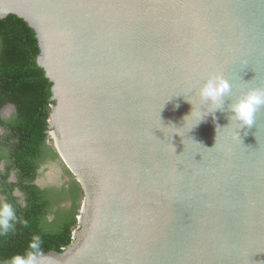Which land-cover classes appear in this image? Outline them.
Returning a JSON list of instances; mask_svg holds the SVG:
<instances>
[{
    "label": "water",
    "instance_id": "95a60500",
    "mask_svg": "<svg viewBox=\"0 0 264 264\" xmlns=\"http://www.w3.org/2000/svg\"><path fill=\"white\" fill-rule=\"evenodd\" d=\"M11 14L83 191L73 242L38 264H264V108L240 128L197 95L213 74L233 99L264 88V0H0Z\"/></svg>",
    "mask_w": 264,
    "mask_h": 264
},
{
    "label": "trees",
    "instance_id": "16d2710c",
    "mask_svg": "<svg viewBox=\"0 0 264 264\" xmlns=\"http://www.w3.org/2000/svg\"><path fill=\"white\" fill-rule=\"evenodd\" d=\"M40 53L36 32L24 19L13 14L0 18V126L13 135L9 156L25 180L35 178V160L43 148L51 152L46 143L48 120L55 102L51 100L53 84L38 63ZM10 104L15 106L16 112L5 120L1 113ZM53 155L57 157V153ZM21 189L28 193V206L16 210L10 196L7 199L16 221L13 230L0 235V264H8L13 256L30 251L36 254L63 252L73 242L78 202L83 194L81 186L73 181L69 191L62 190L61 195H68L73 207L69 213L58 214L50 223L46 221L49 212L41 201L40 189L34 185ZM36 237H39L38 248L32 249L30 245L36 242Z\"/></svg>",
    "mask_w": 264,
    "mask_h": 264
},
{
    "label": "flooded vegetation",
    "instance_id": "af4514ba",
    "mask_svg": "<svg viewBox=\"0 0 264 264\" xmlns=\"http://www.w3.org/2000/svg\"><path fill=\"white\" fill-rule=\"evenodd\" d=\"M15 112V106L11 104L7 105L2 110L1 117L5 120H9ZM13 139V135H10L7 130L0 126V204L2 210L3 205L7 204L9 196L16 210L27 207L28 193L21 188L22 186L34 185L42 192L41 201L47 205L49 214L47 215L46 221L48 223L53 222L58 214H63V212L69 213L73 207V203L69 200L68 195H61V193L64 188L69 191L71 183L73 181L77 182V180L68 168V170H62L61 166L62 164L65 165V163L60 159L57 149L51 144L52 139L48 136L46 143L47 147L51 148V152L44 151L47 148H43L42 154L35 160L37 169L33 180L30 178L25 180L20 169L15 166V162H12L14 160L9 156L10 146L14 143ZM55 153H57V157H54L53 154ZM81 200L82 194L78 202L79 209L81 206ZM63 202L71 203V206H60ZM79 209L76 217L77 223ZM76 228L74 229V232Z\"/></svg>",
    "mask_w": 264,
    "mask_h": 264
},
{
    "label": "clouds",
    "instance_id": "9594fccd",
    "mask_svg": "<svg viewBox=\"0 0 264 264\" xmlns=\"http://www.w3.org/2000/svg\"><path fill=\"white\" fill-rule=\"evenodd\" d=\"M197 95L204 104L212 108V111L207 114H214L217 110L224 111L225 99L230 101L227 105L228 119L236 122L240 128L251 127L255 122L256 113L264 108V88H250L233 99L232 85L222 74L209 75L204 79L198 88ZM15 221L14 210L7 204L3 205V211L0 212V235L13 230ZM35 240L36 242L30 245L32 249L38 248L39 237ZM8 264H38L37 254L30 251L25 255H15Z\"/></svg>",
    "mask_w": 264,
    "mask_h": 264
},
{
    "label": "rangeland",
    "instance_id": "374dc122",
    "mask_svg": "<svg viewBox=\"0 0 264 264\" xmlns=\"http://www.w3.org/2000/svg\"><path fill=\"white\" fill-rule=\"evenodd\" d=\"M61 168H62V170H66L67 169V166H65V165L62 164ZM68 205L71 206V203H65V202H63V204H60V206H64V207H69Z\"/></svg>",
    "mask_w": 264,
    "mask_h": 264
}]
</instances>
